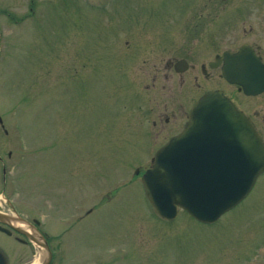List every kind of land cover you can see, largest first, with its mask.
Returning a JSON list of instances; mask_svg holds the SVG:
<instances>
[{
	"label": "rangeland",
	"instance_id": "1",
	"mask_svg": "<svg viewBox=\"0 0 264 264\" xmlns=\"http://www.w3.org/2000/svg\"><path fill=\"white\" fill-rule=\"evenodd\" d=\"M255 1L0 0L5 191L65 254L54 264H264V174L213 225L183 212L160 219L134 175L173 132L157 116L187 112L209 88L243 97L207 63L243 43L264 47ZM181 58L189 69L176 74ZM263 96L242 100L264 116ZM13 247L0 234L8 264H37V252Z\"/></svg>",
	"mask_w": 264,
	"mask_h": 264
},
{
	"label": "water",
	"instance_id": "2",
	"mask_svg": "<svg viewBox=\"0 0 264 264\" xmlns=\"http://www.w3.org/2000/svg\"><path fill=\"white\" fill-rule=\"evenodd\" d=\"M221 61L228 83L239 85L246 95L264 91V66L248 45L222 53L209 66ZM186 69L183 60L174 65L176 72ZM263 172L264 147L251 123L220 91H208L191 107L182 131L155 153L141 185L160 217L174 218L179 207L199 222L212 223L241 202ZM11 219L20 221L0 214L1 224L9 225ZM33 236L39 246L40 237ZM49 260L47 253L41 264Z\"/></svg>",
	"mask_w": 264,
	"mask_h": 264
},
{
	"label": "flooded vegetation",
	"instance_id": "3",
	"mask_svg": "<svg viewBox=\"0 0 264 264\" xmlns=\"http://www.w3.org/2000/svg\"><path fill=\"white\" fill-rule=\"evenodd\" d=\"M255 2H256V4H258V6H260L264 10V1L263 2L262 1H260V2L255 1ZM261 20L262 21H260L259 23H256V24H257V26L260 27V31L262 33H264V12H263V16H262ZM262 24H263V26H262ZM252 31H253V29L250 27L249 28V33H251ZM260 43L259 42H253V43H249L248 45L252 48V50L254 51L255 55L260 59L261 63L264 65V47L263 46L261 47ZM207 67H208V65H207ZM171 68H172V66H171ZM205 68L206 67L204 65H202V64L199 65L198 71L201 73V75L207 73V69L205 70ZM217 69H218L219 75H220V68H217ZM232 86L235 87V89H236V91H237V93L239 95L243 96V97H241V99L239 101L236 100V97H235L234 94L227 95V94H225V92L222 89H219V88H213V89L209 88V89H206V90L200 92L197 95L200 97L202 94H204L205 92H207L209 90H220V91H222V94L224 96H226L228 99H230V101L233 103V105L236 107L237 110H239L242 113H244V115L250 120V122L252 123L254 128L260 134L259 126H258V124H257V122L255 120L258 119L260 121H264V116H262L260 114V109H258V107L256 105H254V104H252L251 102H248V101L244 102L242 100V98H244L245 100H252V99H254L256 97L263 96L264 93H262V94H260L258 96H246V95H244L242 93V91L240 90V88L237 85H232ZM199 97H195V98H192L190 100L191 102H190L189 108L193 104V102L196 101V98L198 99ZM263 98H264V96H263ZM189 108H187V109L189 110ZM262 111L264 112V107H262ZM187 113L188 112H186V110L184 108L182 109L181 113H175V111L172 110L171 113L168 114V116L163 117L164 119L162 117H158V116H157L156 119H159L160 121L163 120V123H162L163 124V128L161 129V130H164L163 132L169 131V130L173 131V132H171V135L169 136V137H171L172 134L174 135V133L176 132L177 126L179 124L182 125V123L186 120ZM183 115L185 117L182 119ZM170 117H171L172 124H171L170 127L166 128L165 126H167L168 124L171 123V122H169ZM182 120H183V122L181 123ZM156 123H157V121H153V125L151 124L150 126L156 127L155 126ZM261 124L262 123H260V125ZM0 131L3 133L4 137L8 136L7 131H5L3 128H0ZM159 132L162 133V131H159ZM8 138H9V136H8ZM9 142H11L10 139H9ZM12 155H13V153H12L11 150H7V152L5 154L3 152L0 153V185L2 186L1 192H0V195H1V197H0V208L2 206H5V207L9 206V208L11 207L12 208V209L10 208L11 210H9V209H5L7 211H3V209L1 210L2 212H5L7 214H9L12 210L16 211V208L14 207L15 204H14L13 198L10 199L11 197H14V194L10 193L11 196L8 195V193H6V191H5V186H4L5 183H6L5 182L6 181V173H7L6 172V166L8 168L9 162L12 159ZM6 163H7V165H6ZM10 180H11V177H9V181ZM11 201H13V203ZM2 203H4V205H2ZM25 221H26V224H18L17 225V228H19V230L22 229V230H20L21 232H29V230H30L31 234H35V233L39 232L38 228L40 227V225L39 224L37 225V224L34 223V218H31L30 220H25ZM10 224L7 225V226H9L11 228V229H9L10 230L9 234L8 235H6L4 233H2V234L13 238V242L21 247L19 252H18V250H15V248L13 247L12 248L13 252H15V253L18 252L19 255L21 253L24 254L26 252L28 254L29 260H31V258L33 256V252L35 251L36 248L26 240L27 238H26L25 235H23L22 233H20L18 231L12 230V228H14V227H13L11 222H10ZM3 227L7 228L6 226H3ZM41 234H42V236L44 238V245H46V251H47V253L50 252V254H51L50 261H49L50 264H54L56 262L57 263H59V262L62 263L63 260L65 259V254L62 253L59 250V246L56 243H54L56 241L50 240L48 238L47 234L44 232V229L41 231ZM24 249H25V252H24ZM0 251L2 252V254H3V256H4L5 260H6V264H7L8 263L7 255L4 254V251L2 249H0ZM23 254H21L20 257H23ZM43 256H44V252H43Z\"/></svg>",
	"mask_w": 264,
	"mask_h": 264
},
{
	"label": "bare ground",
	"instance_id": "4",
	"mask_svg": "<svg viewBox=\"0 0 264 264\" xmlns=\"http://www.w3.org/2000/svg\"><path fill=\"white\" fill-rule=\"evenodd\" d=\"M249 194H250V193H249ZM249 194H248V195H249Z\"/></svg>",
	"mask_w": 264,
	"mask_h": 264
}]
</instances>
